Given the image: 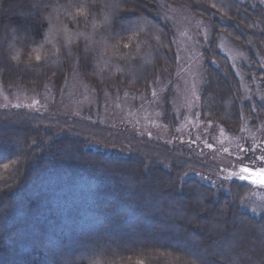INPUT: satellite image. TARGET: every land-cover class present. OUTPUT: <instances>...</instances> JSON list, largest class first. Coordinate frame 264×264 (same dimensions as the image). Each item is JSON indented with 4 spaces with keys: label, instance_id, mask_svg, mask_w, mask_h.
<instances>
[{
    "label": "trees",
    "instance_id": "1",
    "mask_svg": "<svg viewBox=\"0 0 264 264\" xmlns=\"http://www.w3.org/2000/svg\"><path fill=\"white\" fill-rule=\"evenodd\" d=\"M167 1L212 20L201 119L237 132L245 118L256 128L264 102L242 100L241 80L217 39L224 33L246 52L245 81L263 93L264 7ZM156 7L157 0H0L1 82L53 80L58 89L78 63L98 93L149 94L176 65L171 27L154 15ZM51 18L61 27L50 29ZM166 102L168 121V96ZM190 172L218 171L185 146L95 121L0 107V264H264V216L241 210L248 187L230 183V192H219ZM77 223L91 234L76 232ZM100 225L104 236L94 230ZM145 228L166 243L143 235ZM68 244L80 256L55 251Z\"/></svg>",
    "mask_w": 264,
    "mask_h": 264
},
{
    "label": "rangeland",
    "instance_id": "2",
    "mask_svg": "<svg viewBox=\"0 0 264 264\" xmlns=\"http://www.w3.org/2000/svg\"><path fill=\"white\" fill-rule=\"evenodd\" d=\"M239 1L257 3L264 7V0ZM156 8L157 10H152L154 15L171 27L176 65L174 73H163L158 77L149 94L130 89L107 88L98 93L76 63L58 89L53 80L43 86L22 83L4 86L0 79V107L95 121L130 134L146 135L158 141L185 146L189 153L193 150L198 157L214 163L218 171L216 175L200 172H190L189 175L194 174L192 176L219 192H230V183L244 184L248 188L241 202V210L257 217L264 216V172H261L264 169V121L253 128L243 118L241 128L235 132L227 130L221 123L204 121L199 115V93L207 63L204 52L209 48L213 31L212 20L195 14L185 4H174L167 0H157ZM48 21L50 29L61 27V22L54 18ZM153 28L149 26V32ZM217 46L229 58L241 80L242 100L259 97L264 102V92L259 90L255 93L251 90L241 71L242 64L248 63L246 52L224 33L219 34ZM108 50L110 52L112 49L108 47ZM211 62L216 63L214 59ZM163 65L169 68L166 60ZM108 66L111 67V64L108 63ZM220 70L227 76L222 66ZM167 96L170 112L168 121L165 120ZM142 216V213L138 216L140 223L143 222ZM102 229V225L94 227V230H99L104 236L106 231ZM74 230L91 234L79 223ZM144 230H141L143 235L148 233L149 237L153 236L150 229ZM6 231L8 234H15V230L11 228ZM153 239L166 243L160 237L153 236ZM39 243L34 241L33 246ZM54 248L59 253L75 250L80 256L79 249H73L70 244L61 250ZM178 250L182 252L184 248ZM93 251L88 254L92 256L95 253ZM107 254L104 251L105 257Z\"/></svg>",
    "mask_w": 264,
    "mask_h": 264
},
{
    "label": "snow or ice",
    "instance_id": "3",
    "mask_svg": "<svg viewBox=\"0 0 264 264\" xmlns=\"http://www.w3.org/2000/svg\"><path fill=\"white\" fill-rule=\"evenodd\" d=\"M244 171H248V169H244ZM261 172H264V169L261 170ZM244 179H247L248 177H243ZM264 182V181H262Z\"/></svg>",
    "mask_w": 264,
    "mask_h": 264
}]
</instances>
